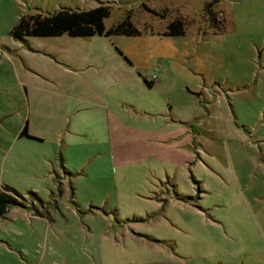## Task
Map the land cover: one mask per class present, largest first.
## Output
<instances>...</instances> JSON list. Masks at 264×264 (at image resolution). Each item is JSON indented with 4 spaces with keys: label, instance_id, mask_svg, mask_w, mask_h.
<instances>
[{
    "label": "rangeland",
    "instance_id": "374dc122",
    "mask_svg": "<svg viewBox=\"0 0 264 264\" xmlns=\"http://www.w3.org/2000/svg\"><path fill=\"white\" fill-rule=\"evenodd\" d=\"M99 1L140 34H10ZM203 2L0 0V264H264V0Z\"/></svg>",
    "mask_w": 264,
    "mask_h": 264
},
{
    "label": "trees",
    "instance_id": "16d2710c",
    "mask_svg": "<svg viewBox=\"0 0 264 264\" xmlns=\"http://www.w3.org/2000/svg\"><path fill=\"white\" fill-rule=\"evenodd\" d=\"M212 3H208L205 8H209ZM143 8L149 12L160 15L156 11L149 9L145 4ZM111 5L108 2L99 1L94 7L88 9L59 7L52 12H36L29 15H21L10 30V34L18 39L25 40L27 37H55L66 34L70 37H89L94 35L111 36L126 35L136 36L140 34L139 29L131 21L130 10L126 11L122 20L112 27L106 28L104 20L110 15ZM211 17V18H210ZM212 24H215L214 14L209 15ZM185 24L180 18H174L166 25L164 35L182 36L185 34ZM22 134H25L23 129ZM9 188L0 191V215L6 213L7 208L20 203L9 194Z\"/></svg>",
    "mask_w": 264,
    "mask_h": 264
},
{
    "label": "crops",
    "instance_id": "0c3cea01",
    "mask_svg": "<svg viewBox=\"0 0 264 264\" xmlns=\"http://www.w3.org/2000/svg\"><path fill=\"white\" fill-rule=\"evenodd\" d=\"M220 1L221 0H204V2H203V10L204 11H206L207 13H213L214 12V10L213 11H211V6H216V8L219 6V4H220ZM208 3H212L211 4V6L207 9V8H205V6L206 5H208ZM143 4H145V3H143ZM142 4V5H143ZM146 5V4H145ZM147 6V5H146ZM149 9H152V10H154V11H158V13H160V15H156V14H153V13H151V14H153V15H155V16H159L160 18H164L165 16H166V14H167V10H168V8L167 7H160L159 9L161 10V11H159V9H154V8H152V7H150V6H147ZM216 10V9H215ZM148 11V10H147ZM203 11V12H204ZM217 13L218 12H220L221 14H223L224 15V13L223 12H221L222 10H220L219 11V9L217 8ZM149 12V11H148ZM203 14V13H202ZM176 18H180V19H182L181 17H176ZM225 19V20H224ZM182 20H184V19H182ZM226 21H227V17H226V14L223 16V23H226ZM199 26V25H198ZM198 28V27H197ZM200 30V29H199ZM185 33H186V31H185ZM23 129H25V134H26V127H23V128H18L17 129V131H18V135H17V139H24V140H27L26 138L27 137H25L24 135L25 134H22V132H23ZM61 148H62V150H61V153L60 154H62V156H63V160L65 161V160H67V161H69L70 159L73 161V162H75V164H78V166H81V167H83V168H85L86 166L84 165V164H86V162H87V160H88V158L90 157V156H92L91 154H89V152L88 151H84V149H81V148H79V146L77 145V144H71V145H69V144H67V143H65V142H62V144H61ZM98 154V153H97ZM97 154H95V155H97ZM95 157V156H94ZM94 157H92L91 159H89V161H88V163L90 162V160H92ZM9 208V207H8ZM8 208H7V211H8ZM6 211V212H7ZM4 214H6V213H4ZM3 214V215H4Z\"/></svg>",
    "mask_w": 264,
    "mask_h": 264
},
{
    "label": "flooded vegetation",
    "instance_id": "af4514ba",
    "mask_svg": "<svg viewBox=\"0 0 264 264\" xmlns=\"http://www.w3.org/2000/svg\"><path fill=\"white\" fill-rule=\"evenodd\" d=\"M211 14H213V13H211ZM208 15H210V13H208ZM219 26H220V25H217V24H216V27H218V28H219Z\"/></svg>",
    "mask_w": 264,
    "mask_h": 264
}]
</instances>
